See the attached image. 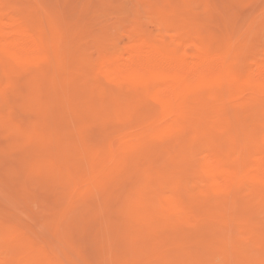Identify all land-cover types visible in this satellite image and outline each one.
<instances>
[{"label":"bare ground","instance_id":"bare-ground-1","mask_svg":"<svg viewBox=\"0 0 264 264\" xmlns=\"http://www.w3.org/2000/svg\"><path fill=\"white\" fill-rule=\"evenodd\" d=\"M10 1L0 0V72L2 75L0 79V93H1L0 97L2 95L4 101H7L6 104L9 105L10 103L8 102L10 101L8 98L11 97L10 95L15 94L17 87L18 86L21 87L22 84L27 86L29 85L28 89L30 94L26 96L25 94L24 95L21 94L22 96H25L24 97L25 101L23 104L25 105L26 108L46 107L45 109H47V107H52L51 104L53 101H55L57 102V104H59L60 107H69L72 110L71 112H73L74 114L75 122L76 120H80V118L82 121L81 122L78 121L80 123L79 128H77L78 125H76V123H75V125L77 126V127L75 126L76 128L68 125L73 129V133L69 132L71 130V129L69 130V127H65L64 130L68 129L67 130L68 132L63 133L61 132V130L63 129L62 116H61V121L58 120L60 117H56L58 119L55 121V118H52L53 116L50 117L49 115H45L44 113H42V116L40 117L41 120L39 118L40 121L34 124L31 123V121L33 120H28L32 124V126H30V130L26 132V129L23 130V126L22 128L19 127V125L21 126L22 122L18 121V119L21 115H18L20 114L19 112L18 114H16L17 112L16 109L14 108L15 105L13 103H12L13 105L10 107L8 105H5L4 106V108L6 107L5 110L1 107L5 112H3V110L0 109V112L4 113V114L2 113L3 116L2 115L0 116L5 118V115L6 116L8 115L7 111L10 108H12L10 109L11 112L13 111V109H15L14 112H16L15 114L17 116L13 112L11 115H9V117L12 116L11 117L12 119L14 114L16 117H18L16 120L18 122H16V124L19 122L20 123L18 126L16 124L10 126V124H14L13 120L15 118L12 119V121L10 120V122H6V123L1 121L2 123H4L3 125L10 123L9 126H5L6 129L7 127L10 128L8 129L9 132L6 133L5 129L4 131L7 134L8 138L10 137L9 135L12 136L14 135V137L13 139H11L12 142H10V141H3L2 140L3 138L1 137H5V136H3L2 134L0 135V142L1 140L3 142V143L1 142V145L2 144L5 145L6 143L9 142L7 146L0 148V158L3 161V162L1 161L3 165L2 167L0 166V169L6 168L7 169L5 170L6 173L9 172L8 177H10L12 181L14 182L16 181L18 185L23 184L22 186L26 187V188L24 187L26 191H29V189L33 190L31 188H27L28 185L29 186L32 185L31 187L33 188V185H35L36 183L37 184L40 183L42 186L43 184L46 183L45 185L46 188L43 186L44 188H42L41 190V188L38 187L40 185L39 184L38 186L37 185L34 186V189L36 187V189L38 190L40 189L41 191H43V189L44 190L48 189L47 184H51L50 185L51 187L49 186L50 188L48 189V192H50L49 190L52 189L53 191L60 194L62 200H64L66 196H69L71 194L78 196L77 199L81 197V200L83 199L84 201H86L87 197L88 198L89 196L92 197V195H93L92 198H94L95 194L93 193H97V195L102 196L101 197L102 200L101 199L98 200V198L95 197L93 201H95V199L97 198V200L99 201V202L97 201L98 204L103 203V206L101 204L99 206L100 207L102 206V209L103 207L109 208V210L107 212L106 209V213L104 216L98 215L99 216L98 220H100L99 222L100 224L98 226H100L101 228H98L97 226V230L99 229L100 231V229H102L101 231L103 232L104 237L108 238V236H111L115 240V242L117 241L116 243L114 241L112 243L110 240H107L108 242L110 241L111 244H114L115 246L119 244V247L118 246L116 247L121 251V255L113 254L114 255L113 258L111 255V259L115 261H117L116 260L117 257L119 258L120 261L119 262L117 261L118 262L117 264H156V263H151L153 258L154 260L156 259L164 260V256L166 258L167 252L166 254H164L162 252L163 251L162 248L161 250H159L160 245L157 248L158 245L156 244L159 239L158 240L156 239L157 240L156 242L152 241L153 243L155 242L154 244L153 243L152 244L156 246L155 248H157L159 252H157V249L155 252V248L153 246L149 247L152 244L147 246L148 242L147 244L144 243L145 241H147L146 240L147 237L145 238L146 234L148 236L150 235L149 237L151 239L152 233H153L152 238H155L153 237L155 232L160 231V234H162L161 230L164 231L171 230V235H174V233H176V231L179 229L177 228V230H175L176 227H178L179 225L180 226L187 225L192 228H197L201 232L204 231L201 230L203 229V226L206 227L211 226V229L212 226H215L218 228L216 230H219L220 229L219 227L222 228L227 226V224L229 223L228 217H230L231 214L232 215L234 214V217L237 216L239 218L247 216L246 212L242 209L239 210V212H237L238 209L236 211V208H238L239 206L242 208H247V207L249 208L252 202L254 201L256 202V200H258L259 203L264 201V52H261L260 54L257 53L259 52L260 49L262 50V48L264 47L263 45V47L260 48L261 47L260 45H262L264 41L262 42L261 40L262 44L259 42L260 41L259 32L262 33L261 30L264 29L263 28L264 22L261 23L263 24L262 27L260 26L261 29L258 28L259 26L257 27L258 29L256 28V30H258V32L257 31L256 32L259 34V38H258L259 41H257V44L260 46L259 47L260 49L258 48L259 49L258 50L256 48L257 54L254 53L255 55H253L251 54L253 50L252 51L250 50L252 49L250 46H248L250 48L249 49L245 47V44L241 45L244 42L242 40L244 36L242 37V39L238 38V40L240 39L243 42L240 40L239 42L236 41L237 40L236 37L240 36V33H242V31L238 33L236 32V30L234 31V29H231L234 31V33L238 34V36L235 37H234V33L232 35H230L231 33H223L222 35L221 34L218 35L219 34L218 33L217 36L213 32L208 33L206 30L209 28L207 29L205 28L206 32L202 30V28L197 23L198 21L194 19L195 18L194 16H192L193 14L191 15L192 10H194V12L192 11V13H195V10H197V9H192L194 6L198 5L197 3L203 4L204 7H206L208 10L210 9L208 11L209 15L211 13L210 11L212 12L214 10L217 11L218 8H216L217 5L216 0H196L197 1L195 2L196 5L192 6V8H190V6L191 3H193L192 1L194 0H178V1L175 0L176 3L174 0H173L174 2L172 0H163L162 2L160 1L157 3L153 2L152 0H147V4H149L150 6L152 15L154 14L155 16L154 23H156L160 31H158L157 33L154 31L155 32L154 33L152 29L151 30L150 28L147 29L142 24L137 23L127 33V35L124 37V40L120 39L121 40L120 41L119 40L120 37L116 39H114L115 37H113L109 39V41L111 39H114L112 40L113 43L111 42L112 44H110L108 40H104L102 37L104 41L103 40L101 41L107 44L109 43L110 45H103L104 43L102 44L101 41L98 43L97 42L98 40L97 41L94 40L96 41L95 43H98L97 44L98 46L100 45L99 48L97 47L96 44L92 45L93 43L89 45L94 47L96 46L99 49V53H97L98 50H96L95 48L91 47L92 49H90V51H94V52L96 50L98 57L95 59L93 58L94 55L92 56V53L91 56H88L87 54L89 50L88 48L84 47L85 49H88L86 52L84 48L79 47L80 43L82 45L83 42L82 38L78 37V39H81L80 40L81 42L80 41L76 42L79 43V45L77 44L75 45L73 43L74 46L76 47L78 46V51L72 50V47L71 49L70 47H68L70 45V41L72 43L74 37L73 38L72 36L70 37L72 38V40L68 38L69 45H67L65 42V37L62 36L63 33L60 30L61 28L59 27L60 28L59 29L58 26L56 25V22L53 20L54 17L53 13H52L53 15H51L52 18L51 16H49L50 18L49 17H47L46 19L44 18V21L42 22L41 20L43 19L41 20L39 19V21L36 22V20H38V17L36 20H34V18L30 16L31 13L27 12L29 9L28 7L27 9L26 6H21L22 8L24 7L26 8L21 10L20 9L21 7L19 5H18L19 8L16 6L17 4L15 6L10 5L9 4ZM88 1L91 2V0ZM97 1L98 0H95V2ZM109 1L114 2L115 0L112 1L109 0ZM223 2L225 3V0H223ZM258 2H260L261 4L263 0L262 1L260 0ZM241 4H243V2H241ZM248 4H251V2L248 1ZM37 5L39 8V4ZM56 5L57 4H55L54 6ZM96 5L100 7V5L102 4L100 2V5L98 4ZM199 5L197 7H199ZM43 6L44 5H42V7ZM54 6L52 7V9H54ZM81 6L79 8H81ZM83 7L85 6L83 5ZM83 7L82 10L86 11L85 10L86 8L83 9ZM242 7L245 8L246 6H242ZM254 7L256 8L258 7L257 8L258 10L260 8L257 5H255ZM60 8H62V6ZM219 8H220L219 10L221 11H217L216 13H218V16L220 18H218L214 12V14L212 13V15H215V18H213V20L218 18L220 21H223L221 20V17L223 18V16L220 15H222L223 13L222 10H225L226 8H223V6L222 8L221 7ZM256 8L252 7L251 10L250 8H248L247 10L244 11L246 12L251 11V16H254L255 13H258ZM35 9L36 8H34V10ZM201 9H199L200 13H198L199 11L196 12L195 15L197 17H199L198 15L202 13L204 8ZM24 10H26V12ZM56 10H57V6H56ZM237 10L235 11L232 10V8L230 9V11L233 12H238ZM255 10L257 12H255ZM241 11L243 12V10H240V13ZM47 12L48 11H46V14L44 15H48L49 13ZM205 12L206 13L203 16L208 15L207 10H205ZM226 12L229 11L227 10ZM248 12L246 15L250 16V13L248 14ZM253 12L255 13L253 14ZM41 13L43 14L45 13V11ZM66 13H69L71 15L72 12L71 13L66 12ZM245 13L243 15H245ZM64 14L65 13L61 15L62 18ZM121 14L122 13H120V15ZM209 15L207 16V18L209 17ZM32 16L34 17L33 14ZM81 16L82 15H80V17ZM230 17L231 16L225 18V20H228ZM81 18H83V16ZM205 18L203 21H205ZM243 18L244 16H242L241 19L243 20ZM68 19L70 20V18ZM149 19H148V24L151 23L149 22ZM259 19L262 20L260 17L255 20H259ZM80 20H78V22ZM97 20L99 22L98 18ZM143 20L144 19H142V21ZM211 20L212 19H210V21ZM260 20L258 21V24L259 22H261ZM88 21L90 20L86 21L87 24ZM71 22L73 23L70 24L73 25L74 20ZM231 22H235V21L232 20ZM249 22L243 24L247 25ZM77 23L75 22L76 25ZM70 24L68 27L69 29H67L69 32H71L70 26H72ZM80 24L81 26H83V23L80 22ZM209 24L211 25L212 23H208V25ZM231 24L233 25L234 23ZM237 24H241V27L243 26L242 22L241 23L237 22ZM256 24L254 23V25ZM76 25H73L71 29L73 30V32L71 33H73L74 36H75L74 30H76L75 29ZM92 25L93 23L89 25L87 31H91L89 29H91L90 26ZM96 25L97 27L99 26L97 23ZM245 25L244 27L248 28V26L246 27ZM254 25L253 27H255ZM95 26L93 25L92 28ZM215 26L213 27L215 28ZM86 27L85 29L83 27L82 28L86 30ZM253 27L251 28L254 29ZM83 29H81L82 33H83ZM93 29H95V31H98L96 30V28ZM219 29H221V27ZM248 32H253V31L250 29V31ZM88 34L91 35L90 32ZM249 34L247 35L249 36ZM64 35H66L67 37L68 34H66L65 32ZM114 36L116 35L114 34ZM248 36L246 38H249ZM234 38H236V40H233ZM117 39L118 42H116ZM256 39L254 40L256 41ZM252 44H254V42ZM252 44L251 46H253ZM246 48L249 49L251 52H249V50L246 51ZM80 49L81 50L84 49V50L79 51ZM90 78L92 79L91 83L93 82L92 85L93 87L92 90H90L91 93H89L88 91V94L95 96L97 98L96 100L100 102L99 106L96 105L97 107L94 104L95 102L94 100L89 99L90 101L93 102L90 103L87 102L88 104H85L84 100H82L83 104L85 105H82L81 104L82 102L80 100H77L78 98L79 99H81V97L83 98L84 97L83 95H85L86 98L85 90L87 88H84L83 86L85 85L87 86L88 84H90L91 86V83L89 82L91 80ZM43 82L47 83V87H45V89H47L46 93L43 88V86H45L44 84L46 83L43 84ZM49 91L52 94V98L50 96L51 100L47 102L44 101V98L45 96L46 97L49 96L50 94ZM80 91H82L83 94L82 92L80 93ZM16 93L20 94V92L19 93L16 92ZM3 99L0 100L1 101L0 105L4 103L2 101ZM22 102L20 101V103ZM20 103L18 104V106H22V104ZM81 107L82 108L114 107V111L112 113L109 112L107 114L106 110H104L105 108L103 110L101 108V111L98 110L99 111L98 113L105 112V114H103L104 116L98 115L99 117L98 118L95 117L96 118L95 121L92 120L89 121V120H85V118L83 119L82 113L86 112V110L85 108L82 109ZM19 108L20 107H18L17 110ZM132 109H136V110L139 109V112L142 109L143 112L139 114L137 113L136 116L139 115L138 116L139 118H136V116H134L131 113ZM20 112L21 114L24 113L23 110ZM90 112H92V110ZM90 112L88 113L90 114ZM92 114H90V118ZM23 116L25 115L23 114ZM29 116L32 117L31 114ZM7 117L5 119H7ZM9 119L10 118H8V121ZM20 119H23V117L21 116ZM2 120L5 121L3 118ZM1 122H0V127H2ZM90 122L95 123L97 125L90 126L89 125ZM28 123L26 125H28ZM63 123L66 124L65 121H63ZM99 126H101L102 128L99 130L100 134L98 133L96 137L94 136V133L93 136L89 135L90 137L88 136V133L87 134L85 133L86 131H88V128H92V127L97 128ZM24 128L28 129L29 127L25 126ZM2 131H0V133ZM96 134L97 133H95V135ZM73 135L75 137H73ZM15 136L17 137L15 138ZM6 138L7 137H5L4 140H10ZM21 140L23 141L22 144H20ZM70 143L72 145H69ZM17 149H19V151L21 150L20 151L21 153L18 155V159H19L17 162L18 165L17 167H14L11 162L12 160L8 158L11 160L8 161L4 157L8 156V153H11L10 150H12V153L14 152V154L17 151L18 154L19 151ZM196 149L199 151L202 150L204 152L203 158L200 157L201 159L199 160L200 162L197 161L199 163L195 161L197 158L194 159L197 151ZM24 151L25 152L28 151V152L24 153ZM70 152L71 153L73 152L72 154L74 156L73 157L74 159L72 158ZM1 155L4 157H2ZM13 155L12 157L11 156L10 157L14 158ZM196 157H198V155ZM5 160L8 163L10 162L12 165L6 166L7 163H5ZM4 165L5 167H3ZM196 166L197 168L199 167V169H197L198 173H196L195 176L196 175L200 176L201 180L199 179V181L203 182V183L200 182L201 185L203 184L201 187L198 186L199 181H196L195 183L197 186L196 185L192 186L190 184L192 178L190 179V181L188 178V181L190 183L186 179V176L188 174H190L192 171L194 172ZM10 168L11 171H9ZM2 170L0 172V176H1L0 180H2L3 182H0L1 183L0 188H2V186L3 188H5L4 187L5 185H8L12 182L10 180L9 183L6 184L8 181L3 180L4 176H2L1 173H5V172ZM19 179L20 181L22 180L23 182L18 183ZM4 182L6 183L4 184ZM18 185L17 186L15 185L16 187H14L11 186L10 184L9 186L12 188L7 186V188L10 189L5 190L6 189L5 188L3 190H5V192L9 191V193H11L10 190L12 189L11 191L14 192V189L16 188L15 192L18 193L19 195V193L21 192L18 191H21L22 188L20 186L19 187L20 189L18 188L19 189L18 190L17 189ZM3 190H1L3 192L2 193L3 195L2 194L0 195L4 196V198H6L5 200H7L8 196H11V194L8 193L6 194ZM24 190L22 191V193L24 192ZM14 193H12V198L9 197V199L10 200L12 199L13 201L12 203L8 202L10 203L9 205L13 203L15 204V201H17L15 199L19 198V196L16 195L15 197ZM22 193L20 195L24 196L25 193L24 194ZM26 193L30 194L29 192ZM42 193H45V191H43ZM90 193L92 194L90 195ZM30 195H32V193ZM30 195L29 196L27 195L29 201L31 199ZM38 195L40 196V194ZM25 196L24 199H26ZM46 197L47 196L43 198ZM72 199L73 201L70 200V202L67 203L66 205L70 203L71 205H73L72 202L75 201L73 197ZM77 199L76 201H78ZM20 200L18 199V201ZM32 200L34 199L32 198ZM79 201L75 202V206H77V208L79 203H80L79 206L82 205L81 203L82 201L80 202ZM91 201H89L88 203L91 204ZM86 202H85V206L88 205ZM257 202L256 204H258V207H260L259 203ZM97 203L94 204L92 203V205L96 207L98 206ZM238 204L239 206H237ZM15 205L17 206L18 204ZM2 207L4 209L6 208L5 205ZM2 207L0 205V210L1 209L3 210ZM12 207L13 210H15V212L17 213L22 208L21 206L17 211L16 210L17 207L13 205ZM24 207L25 206H23V208L21 209V213L22 212L24 213L25 211L23 210ZM72 207L74 208V206ZM81 207H79V209L81 210L76 209L75 207L77 212L79 210L78 217L80 216L82 217L79 218V221H77L76 223L78 224V227H80L81 226L79 224L80 221L84 220L85 222L84 221L82 222V224L86 225L84 229H86L87 227V229L90 230L91 227L88 226L89 224L91 225L90 223L91 221L89 220H88L89 222L86 221L88 219L86 218V216L88 217L89 212H87L86 214L85 211L87 209L86 210L83 209L84 205ZM234 207L236 213H234L235 212ZM96 209L99 210L101 208L97 207ZM2 210L0 212H2ZM8 210L10 212L9 215H11V211H12L11 208L9 209L8 207ZM89 210L90 209L88 207V211ZM93 211L94 210H92V213L95 216L96 212L94 213ZM60 212L61 214L60 216H58V219H56L53 222V224L55 225L53 226V224L50 223L52 224L53 228L52 229L48 228L49 230H54V234L52 232V236H51L52 238L49 239L48 235H46L45 233L44 235L47 236L49 240L44 237L46 239V241H44V239L42 238L44 244L45 242L49 243L47 242V240L50 241L51 243L57 240V242H53L52 244L57 243L58 245V243L64 242L65 245L64 244L63 245L64 246L67 245L68 248L70 247L68 243H71L73 241V243L77 244L76 248L77 247H78L77 249L80 248L78 250L79 252L77 253L80 254L83 252L82 255L80 254V256L82 257L83 254L85 255L86 253H88L87 251H85V249H87L88 246H89L88 251H90L89 248H92L94 250L93 246H91L93 245L91 239L94 238L93 241L96 240L98 241L99 239V237L97 236L99 235L98 234L99 231H97V235H95V232L93 231L97 223H95V225L93 223L92 224L93 228H91L92 231L90 230L89 231L90 233L88 232V234L90 235L87 236L90 237V239L89 238L88 239L91 241V244L89 245L87 244L88 242L86 239H83L86 241L81 240L83 238L82 237L83 235L86 236L83 229L79 228L75 231V233H72L74 232L73 229L71 233L74 234V236L68 232L69 230L67 229L65 230L64 226H66V224L64 223H68L67 221H69L70 218H73L75 216V215L73 216L69 215L70 213L69 207L63 208V210ZM101 212L103 211L101 210ZM79 213L82 214L85 213V217H83ZM18 214L15 215L18 216ZM259 214H261V212ZM259 214L257 218L259 217ZM12 215H13V220H15V217L17 216H15L14 213ZM93 215L89 214V216H91V220L94 219L97 220V216H95L93 219ZM0 217L3 218L4 216L0 215ZM254 217L255 215L253 216V218ZM5 218L8 219V221H11V218L10 219L8 217ZM74 218H77V215ZM34 219L36 218L34 217ZM235 219L237 218L235 217ZM13 220L11 222L0 220V264H64L66 260H67L66 262H69L68 261L70 260L68 259L69 255L70 256L72 255L71 258H73L74 254H69V252H67L68 256H66L67 253L66 254L64 253L67 259L64 257H62L63 258L62 259L61 256H58L55 253L56 252L55 250L59 248L58 246H56V244L53 245L54 246L53 248L52 244L51 245L48 244V246H45L43 245L42 241H41L42 244L40 241L37 242L36 240L37 239L39 240V237H36L37 236L36 232H34L33 235L37 239L32 237L33 235L31 234L30 228L33 227L30 228L28 227L29 230L28 231L24 228L25 226L23 227V225H21L24 222L21 221L22 218L20 219L19 222H18L19 219L17 220L16 218L17 220V222H15L16 224L12 223ZM73 220L66 227L69 228L70 225L74 224L73 227L76 228L77 224L74 223L75 220L74 221ZM243 220L239 222L233 221L232 222L233 224H231V226H236L234 225V223L238 222L236 223L237 228L242 234L243 240L249 242V246H248L249 248L251 247L250 246L251 243L252 245L254 244L255 246H257L258 250L254 248L256 250V252L254 251V253L258 254L257 251H259V248H264V235L258 232H260L261 230L264 231V229H262V227L261 230L259 231L258 228L253 229L250 223L248 224ZM252 220L248 222H251ZM45 221L47 222L49 220L46 219ZM39 222L37 224V228H39L38 225L41 227ZM17 223L18 224L20 223L21 226L18 225ZM24 224L26 225L25 222ZM44 224L46 223L44 222ZM27 226L28 225H26V227ZM45 226L48 227V225H43L42 229L39 228L40 231L35 227L34 229H37L39 235H43L42 230L44 229ZM185 227L186 226H184V228ZM61 228H64V233L63 230H61ZM123 228H125L126 231L124 230L121 231ZM181 228L182 227H180V229ZM184 228H182L183 231ZM207 228L209 229V227ZM226 228L224 230L227 231ZM186 229H188V227ZM230 229L231 228H229V231H231L233 228L231 230ZM78 230H80V233L78 232ZM180 231L183 232L182 230ZM77 232L79 234H82L80 235L81 238H79L81 241L85 242L84 244L83 242H80V244L82 245H78L79 244L78 241L80 240L74 241L75 239H78L76 238L78 237L77 235H79ZM91 233L93 235V238L91 237L92 236ZM230 233L232 234L233 232L231 231ZM67 234H69L70 237L69 235L66 236ZM180 234L181 233L178 234L176 233V235L178 236ZM53 235H55L58 239ZM94 235L96 238L94 237ZM141 235H142V239L145 240V241L143 240V242H139ZM176 235H174L175 238H177ZM71 236H73V238L75 237V239L67 240L68 238H72ZM181 236H184L185 238L187 235L181 234ZM181 236L178 237L179 239L177 238L178 242H183L182 240L180 241V238H182ZM62 237H65V239H61ZM157 237H161L159 241L161 240L163 241V238L164 237L166 238V235H164L163 237L158 234L156 238ZM171 237L172 239L174 238L173 236ZM128 238L130 240L133 239L131 241L132 243L134 242V245L131 243L133 246H131V244L128 243V241H126ZM175 238L171 243L174 244V242L176 241ZM204 238L206 237L204 236ZM220 238H224V237L222 236ZM189 239H191V237ZM64 240L67 243H65ZM185 240H187V238ZM170 241L168 242V244L170 243ZM244 241L242 243H244ZM229 242H231V240ZM136 243L138 244V246ZM183 243H182L183 248L186 246L184 248L185 251L186 249L190 250V248L191 249L192 247L194 248V245L192 243L191 244L187 243L190 246L193 245L189 248H188L189 245H184ZM210 243L211 244L217 243V246H219L222 250L225 251L228 250L227 249L228 246H226V244H221L220 242H218V240L216 242L213 241V243L209 242V245ZM234 244L233 246L231 245L230 246L233 248ZM49 245L51 246V248H48L50 247ZM81 246H83L84 248L82 247L81 249ZM106 246L108 247V245ZM169 246L171 247V245H168V248ZM174 246H178V245L175 244ZM179 246L175 247L176 254H177V250L179 252V250L181 251L183 249L182 246L180 247V249H178ZM230 246L229 249H231ZM145 247H149V249H154V251H151L149 249L148 251H146L147 249ZM110 248L112 249V247ZM110 248H109V252H106L108 250L103 252V253H107V255L103 254L106 255L103 257L107 258L108 253L112 254V252H110ZM175 248L171 247V249L173 250ZM249 248H246L245 250L248 249L249 251ZM96 249L97 248H95L94 251H96ZM171 249L169 251L172 252ZM61 250L62 252L65 251V250L63 251V249H59L58 254ZM68 250L72 251L74 249H72L71 246V249L68 248ZM71 251L70 253L73 252ZM182 251L184 252V250ZM237 251H239L238 253V255H240L238 256L239 259L243 258L245 264L248 263V256H246V251L244 253L243 247L242 249L239 250L237 249ZM149 252L152 254H149ZM183 252H179L178 255L180 253L182 254ZM235 252L236 250H234V253ZM195 253H196L195 250L194 252H192V254L189 253L190 254L189 257L191 258L192 257L191 255ZM247 253L249 254V252ZM261 253L263 252L261 251ZM261 253H259L258 255H261ZM181 254L179 256L177 255L178 257L175 255V253L172 255H175L177 260L179 259L178 260L179 263L186 262V264H189L187 263L189 261L190 264L192 263L191 259L190 260L187 259V261L181 262L183 261V259H185L184 256H186V254L183 255V259L180 261ZM219 254L220 256H222L221 253L218 252L217 255ZM231 254H233L232 250H231ZM236 254H233L232 256L235 257ZM75 255H74V259L78 258L77 257L78 255L76 256V258ZM109 257L110 256H108V259H110ZM223 257H226V255ZM223 257L222 259H220V261L221 260L224 261L223 259L225 258ZM230 257L231 256H229V258ZM84 258L85 257L81 259L84 260ZM97 259H100V257L98 256L94 260L96 261ZM111 259H110V263L112 262L113 264L114 261H111ZM176 259L174 257V260ZM218 259L219 258H217L216 260ZM239 259L238 261H240ZM253 259L256 260V258ZM226 260L229 263L230 259L229 260L226 259ZM259 260H261V258ZM105 261L103 258V262L101 261L102 263L99 264L106 263ZM193 262L194 264H196L195 261ZM252 262H250L249 264H253ZM172 263L175 262L172 261ZM222 263L226 264V262H222ZM219 264H221V262H219ZM232 264H236V263L233 262Z\"/></svg>","mask_w":264,"mask_h":264},{"label":"rangeland","instance_id":"rangeland-1","mask_svg":"<svg viewBox=\"0 0 264 264\" xmlns=\"http://www.w3.org/2000/svg\"><path fill=\"white\" fill-rule=\"evenodd\" d=\"M8 1H10V0H8ZM12 1V0H11ZM11 1L9 2V4L10 5H16L17 7H18V5L21 7V6H26V8L28 9V13L30 12L31 14H30V16L32 17V18H34V20H36L37 19V17H38V20H36V22L37 21H39V19L41 20V19H43V20H41V22L42 21H44V18L46 19L47 17H49V16H51V15H53L54 14V17H53V20L56 22V25L58 26V28L62 31V33H63V35L62 36H64L65 37V42H66V44L67 45H69V39L68 38H70L71 36H72V38L74 37V39L72 40V38H70L71 40H72V43H71V41H70V45L68 46V47H70V49H71V47H72V50H77L78 51V46L76 47V46H74V44L76 45H79V43H76V42H78V41H80L81 39H78V37L79 38H82L83 39V42H82V45H81V43H80V48H88V49H85L86 50V52H87V50H88V52H87V54H88V56H91V53H92V56L94 55V57L93 58H97L98 57V54L97 53H99V46L97 45L101 40H108L109 41V39L110 38H113V37H115L114 39H116V38H119V40L120 39H122V40H124V37L127 35V33L135 26V24H137V23H140V24H142L145 28H147V29H149L150 28V30L152 29V31L154 32H158V31H160L159 30V27L156 25V23H154V14L152 15V12H151V9H150V6H149V4H147V0H115L114 2H110L109 0H98L97 2H95V0H91V2H89L88 0H65V1H63V0H13L12 1V3H11ZM15 1V2H14ZM58 1H59V3H58ZM67 1V2H66ZM86 1V2H85ZM94 1V2H93ZM104 1H108L107 3L106 2H104ZM112 1V0H111ZM120 1V2H119ZM153 2H162L163 0H152ZM173 1V0H172ZM175 1V0H174ZM173 1V2H174ZM176 1H178V0H176ZM176 1H175V3H176ZM218 1V2H217ZM240 1V2H239ZM248 1H250L251 2V4H248ZM254 1H256V0H253V1H251V0H245V3H244V0L242 1V0H225V3L223 2V0H216V8H218V10L217 11H221V10H219L220 8L219 7H221L222 8V6H223V8H226L225 10H222L223 11V13H222V15H220V16H223V18L221 17V20H223V21H220L218 18H220L219 16H218V13H216L217 11H210L211 13H210V15H209V13H208V11L210 10H208L206 7H204V5L203 4H201V3H197L198 5H199V7H197L198 5H196V3L195 2H197L196 0H194V1H192L193 3H195V4H193V3H191V6H190V8H192V6H194V5H196V6H194L192 9H197V10H195V13H192V11L194 12V10H192V9H190V10H192L191 11V15L192 16H194L193 18L195 19V20H197V21H195V22H197L198 24H199V26L202 28V30H204L205 31V28L207 29V28H209V29H207L206 31L209 33H214V34H218V35H222L223 33H231L230 35H232L233 33H234V31L236 30V32H240V31H242V33H243V31H244V35L242 34V33H240V36H238V34H236V33H234V37L235 36H238V37H236L237 38V40H236V38H234L233 40H236V41H238L239 42V40H238V38H241L242 39V37H243V41L242 40H240V41H242L243 43L241 44V45H243V44H245V47H247V48H249L248 46H250L252 49H250L251 51L253 50V52H251L249 49H247L246 48V51L247 50H249V52H251V54H253V55H255V54H260L261 52H264V50H263V45H264V33H263V31H264V29L263 30H261L262 31V33L261 32H259V34H260V41L258 40V38H259V34L257 33L258 32V30H256V28L258 27V28H260L261 29V27H262V25L264 24H261L262 22H264V16H262V15H264V0H263V2H261V4H260V2H258V1H260V0H258V1H256V2H254ZM262 1V0H261ZM100 2H101V4L102 5H100ZM103 2V3H102ZM109 2H110V4H109ZM118 2V3H117ZM122 2H124V3H122ZM229 2V3H228ZM239 2V3H238ZM241 2H243V4H241ZM33 3V4H32ZM36 3V4H35ZM63 3V4H62ZM70 3V4H69ZM126 3V4H125ZM227 3V4H226ZM37 4H39V8H38V5ZM44 5L43 7H42V5ZM55 4H57L56 6H57V10H56V6H54ZM62 4V5H61ZM88 4V5H87ZM90 4H91V6H90ZM93 4H95V5H93ZM96 4H98V5H100V7H98ZM59 5V6H58ZM62 6V8H60L61 6ZM65 5V6H64ZM82 5V6H81ZM83 5L85 6V7H83ZM109 5V6H108ZM114 5V6H113ZM220 5H222V6H220ZM225 5V6H224ZM253 5V6H252ZM255 5H257V6H259L260 8H259V10L256 8V7H254ZM262 5V6H261ZM37 6V7H36ZM54 6V9H52V7ZM75 6V7H74ZM81 6V8H79ZM87 6H88V8H87ZM228 6V7H227ZM242 6H246L245 8L244 7H242ZM66 7V8H65ZM82 7H83V9H85L86 11H84V10H82ZM98 7V8H97ZM103 7V8H102ZM114 7V8H113ZM195 7H197V8H195ZM204 8L205 10H207V14L209 15V17H210V19H212L211 21H210V19H209V17L207 18V16L208 15H206V16H203V15H205V10L203 9V11H202V15H201V17H200V15H198L199 17H197L195 14H196V12L197 11H199L198 13H200V10L199 9H201V8ZM230 7V8H229ZM250 8V10H251V8L253 7V8H256V10L258 11V13H255V12H257L256 10H255V12H253V14H254V16H251V11L250 12H248V14L250 13V16L249 15H246L247 14V12L246 11H244V10H247L248 8ZM19 8V7H18ZM25 8V7H24ZM24 8H20L21 10H23ZM25 8V9H26ZM34 8H36L35 10H34ZM44 8V9H43ZM74 8V9H73ZM199 8V9H198ZM227 8H229V9H227ZM232 8V10H237L238 12H233V11H230V9ZM235 8V9H234ZM42 9H43V11H45V13H41V12H43L42 11ZM47 9V10H46ZM72 9V10H71ZM80 9V10H79ZM87 9H90V10H87ZM30 10V11H29ZM65 11V12H63V11ZM71 10V11H70ZM94 10V11H93ZM129 12H128V11ZM202 10V9H201ZM229 11V12H226V11ZM240 10H243V12L245 13V15H243L244 13L241 11V13H240ZM254 10V9H253ZM25 12H26V10H24ZM36 11H38V12H36ZM46 11H48L47 13H49L48 15H44V14H46ZM49 11H51V12H49ZM55 11H57L58 12V14H57V12H55ZM81 11V12H80ZM89 11V12H88ZM260 11H262V12H260ZM65 13L64 15H63V18H62V14L63 13ZM66 12H72V13H74V14H72L71 13V15L69 14V13H66ZM76 12V13H75ZM125 12V13H124ZM214 12H215V15L218 17L217 19L220 21H218L217 19H214L213 20V18H215V15H212V13L214 14ZM260 12V13H259ZM53 13V14H52ZM56 13V14H55ZM89 13H90V15H89ZM96 13V14H95ZM120 13H122L121 15H120ZM134 13V14H133ZM32 14L34 15V17L32 16ZM59 14H60V16H61V18H60V16H59ZM76 14H77V16H76ZM79 14V15H78ZM98 14V15H97ZM124 14V15H123ZM130 14V15H129ZM262 14V15H261ZM41 15H43V16H41ZM80 15H82L83 16V18H81L80 17ZM87 15H88V17H87ZM94 15V16H93ZM70 16V17H69ZM101 16V17H100ZM132 16V17H131ZM136 16V17H135ZM138 16V17H137ZM145 18H144V17ZM214 16V17H213ZM229 16H231L228 20H225V18H228ZM234 16H236V17H234ZM242 16H244V18H246V19H244L243 18V20L241 19L242 18ZM258 16V17H257ZM102 17H103V19H102ZM128 19H126V18ZM140 17V18H139ZM143 17V18H142ZM149 19V22H151L150 24H148V19ZM151 17H152V19H151ZM205 18V21H203L204 20V18ZM234 17V18H233ZM261 18L262 20H260L261 22H259V24H258V21L259 20H255V19H257V18ZM50 18V17H49ZM51 18H52V16H51ZM68 18H70V20L68 19ZM74 20V24L73 25H76L75 24V22L77 23L78 22V20H80L78 23H77V25L75 26V29L76 30H74V34H75V36L73 35V33H71V32H73V30H71L72 29V24H70V23H73V22H71V21H73L72 19ZM79 18V19H78ZM88 18H90V19H88ZM97 18L99 19V22H98V20H97ZM111 18V19H110ZM119 18V19H118ZM125 18V19H124ZM136 18V19H135ZM197 18V19H196ZM203 18V19H202ZM232 18V19H231ZM68 19V20H67ZM76 19V20H75ZM85 19V20H84ZM96 19V20H95ZM106 19V20H105ZM130 19H131V21H130ZM142 19H144L143 21H142ZM207 19V20H206ZM209 19V20H208ZM251 19V20H250ZM65 20V21H64ZM87 20H90V21H88V24H87ZM92 20V21H91ZM118 20H119V22H118ZM140 20V21H139ZM200 20H201V22H200ZM232 20H234L235 22H231ZM248 20V21H247ZM249 20H250V22H249ZM69 21V22H68ZM94 21V22H93ZM96 21V22H95ZM103 21V22H102ZM105 21V22H104ZM109 21V22H108ZM127 22V23H125V22ZM229 23H228V22ZM238 23H241L242 22V27H241V24H237V22ZM240 21V22H239ZM257 21V22H256ZM80 22L81 23H83V26H81V24H80ZM106 22H107V24H106ZM131 22H132V25H131ZM146 22V23H145ZM203 22V23H202ZM226 22V23H225ZM247 22H249L247 25H245ZM252 22V23H251ZM256 24V25H254V23ZM39 23V22H38ZM87 25H86V24ZM93 23V25L95 26L96 25V23L99 25L98 27L100 28H98L97 27V25L95 26V27H93V28H96V30H98V31H95V29H93L92 28V26H90L91 27V29H89V30H91V31H87V29H88V27H89V25H91ZM102 23V24H101ZM154 23V24H153ZM208 23H212L211 25L209 24L208 25ZM231 23H234L235 24V26H234V24L232 25ZM243 23H245V24H243ZM67 24H68V26H67ZM69 24L70 25H72V26H70L71 27V29H70V31L71 32H69L67 29H69L68 27H69ZM124 24V25H123ZM152 24V25H151ZM197 24V25H198ZM213 24H215V25H217V26H215V25H213ZM231 24V25H230ZM237 24V25H236ZM250 24V25H249ZM101 25V26H100ZM105 25V26H104ZM131 25V26H130ZM238 25H240V26H238ZM244 25L247 27L248 26V28H245L244 27ZM253 25L255 26V27H253ZM86 27V30H84L85 29V27ZM213 26H215V28L213 27ZM219 26V27H218ZM229 26V27H228ZM261 26V27H260ZM264 26V25H263ZM80 27H81V29H83V33H82V30L80 29ZM83 27V28H82ZM115 27V28H114ZM156 27V28H155ZM213 27V28H212ZM221 27V29H219ZM251 27H253L254 29H252ZM74 28V27H73ZM127 28V29H126ZM218 28V29H217ZM223 28V29H222ZM226 30H225V29ZM243 28H244V30H243ZM257 28V29H258ZM264 28V27H263ZM106 29V30H105ZM231 29H234V31L233 30H231ZM250 29L253 31V32H248V31H250ZM260 29H259V31H260ZM101 30V31H100ZM157 30V31H156ZM248 30V31H247ZM69 33H68V32ZM76 31V32H75ZM205 31V32H206ZM257 31V32H256ZM65 32H66V34H68L67 35V37H66V35H64L65 34ZM84 32H86V33H84ZM91 33V35L90 34H88V33ZM113 32V33H112ZM154 32V33H155ZM215 32H217V33H215ZM250 33V34H249ZM256 33V34H255ZM88 34V35H87ZM100 34V35H99ZM114 34L116 35V36H114ZM242 34V35H241ZM247 34H249V36L247 35ZM78 35V36H77ZM105 35H107V36H105ZM217 35V36H218ZM250 35H251V37H250ZM262 35V36H261ZM76 36H77V38H76ZM86 36H87V39H86ZM90 36V37H89ZM249 37V38H246V37ZM102 37H103V39H102ZM107 37H109V38H107ZM256 37H257V39H256ZM78 39V40H76V39ZM107 38V39H106ZM256 39V41L254 40V39ZM263 38V39H262ZM68 39V40H67ZM114 39H111L110 41H109V43L110 44H112L113 42H112V40H114ZM90 40H91V42H90ZM94 40H98L97 42L98 43H95L96 41H94ZM103 40V41H104ZM247 40V41H246ZM250 40V41H249ZM253 40V41H252ZM261 40H262V42H263V44L261 43ZM75 41V42H74ZM108 41H106V42H108ZM116 41V40H115ZM114 41V42H115ZM121 41V40H120ZM249 41V42H248ZM257 41H259L262 45H258L257 44ZM81 42V41H80ZM87 43V44H85V43ZM90 42V43H89ZM102 42V41H101ZM112 42V43H111ZM116 42H118V39H117V41ZM251 42V43H250ZM254 42V44H252ZM258 42V43H259ZM74 43V44H73ZM91 43H93L92 45H94V44H96L97 45V47L95 46H89V45H91ZM104 43V44H103ZM107 44V43H105V42H102V44L103 45H110V44ZM72 44V45H71ZM247 44V45H246ZM251 44L254 46V48H253V46H251ZM255 44H256V47H255ZM88 46V47H87ZM95 48L96 50H98V52L96 53V50L95 49H93V50H95V52L94 51H90V49H92V48ZM262 48V50L260 49V48ZM259 50V52H257L256 50L257 49ZM83 49V50H84ZM83 50H79V51H83ZM85 52V51H84ZM85 52V53H86ZM248 52V53H249ZM257 52V53H256ZM94 53V54H93ZM255 53V54H254ZM90 54V55H89ZM97 56H96V55ZM252 56V55H251ZM92 58V59H93ZM1 72H0V79H1ZM91 79V78H90ZM91 81H92V79L89 81L90 83H91ZM23 83V82H22ZM44 83H46V82H43V84ZM42 84V83H41ZM23 85V84H22ZM21 85V87H17V90L15 91V94H12V95H10L11 97H9L8 99H9V101L10 102H8V103H10L9 105L8 104H6V102L7 101H4V99L2 98V95H1V97H0V100L1 99H3L2 101L4 102V103H2V105H0V109L1 110H5L6 109V107L4 108V106L5 105H8L9 107L10 106H12L13 104L15 105V109H16V112H14L15 111V109H13V111L11 112L10 111V109H12V108H8L9 110L7 111L8 112V117L5 115V118L7 117V119H5L4 117H2L3 116V112H5L4 110H3V114L1 113L0 115H2V116H0V122L2 121V122H10V120L12 121V119H14L13 120V123L14 124H10V123H8V124H6V125H3L4 123H2L1 122V124H2V127H0V131H2L1 133H0V135L2 134L3 136H5V137H7L8 138V136H7V132H9V130L8 129H10V128H8L7 127V129L5 128V126H9V124H10V126H12V125H15L16 124V122H18V121H20V122H22L21 123V126L19 125V123H17L16 125L18 126L19 125V127L20 128H22V126H23V130L24 129H26V132H28L29 130H30V126H32V124H34V123H36V122H38V121H40L41 120V116H42V113H44L45 115H49L50 117H52V118H55V121L58 119V118H56V117H60L58 120H60L61 121V116L63 117L62 118V130H61V132H63V133H66V132H68L67 130L68 129H66V130H64V128L65 127H69V130L71 129L72 130V132H71V130L69 131L70 133H73V129L71 128V127H74V128H76L77 126L76 125H78V127L77 128H79L80 126V123L79 122H81L82 120H81V118H80V120H76V122H75V119H74V114H73V112H71L72 110L69 108V107H60L59 106V104H57V102H55V101H53L52 102V104H51V106L52 107H47V109H45L46 107H25V105L23 104L24 103V97L26 96V95H29L30 94V92H29V85L27 86V85H23L22 86ZM45 86H43V88H44V91H45V93H46V91H47V89H45V87H47V83L46 84H44ZM93 85V82L91 83V86H90V84H88L87 86L89 87H87L86 85L85 86H83L84 88H87L86 90H85V94H86V98H85V95H83L84 97L82 98L81 96H78V97H81V99H77V100H80L79 102L82 104V105H85V104H88V103H90V102H93V101H90L89 99H91V100H94L95 102H94V104H95V106L97 105V106H99V103L100 102H98V100H96L97 98L95 97V96H93V95H90V94H88V91H89V93H91L90 92V90H92V86ZM43 91V90H42ZM16 92H20V94H17ZM82 91H80V93H81ZM44 93V94H45ZM49 96L48 97H46L45 96V98H44V101H47V102H49L51 99H50V96H51V98H52V94H51V92L49 91ZM1 94V93H0ZM24 95L25 94V96H22V95ZM82 94H83V92H82ZM82 94H80V95H82ZM16 95V96H15ZM94 95H96V94H94ZM15 96V97H14ZM93 96V97H92ZM47 98H49V99H47ZM92 98H94V99H92ZM85 99H87V100H85ZM82 100H84V103L85 104H83V101ZM20 101L22 102V103H20ZM1 102V101H0ZM88 102V103H87ZM13 103V104H12ZM22 104V106H18V104ZM91 106V105H90ZM96 106V107H97ZM3 109H2V108ZM18 107H20L21 108V110H20V108L17 110V108ZM96 107H92V108H90V107H84L85 108V110H86V112H84V113H82V116H83V119L85 118V120H92V121H95L96 120V118H98L99 116L98 115H100V116H104L103 114H105V112H100V113H98L99 111H101V108H102V110L104 109V110H106V113L108 114L109 112L110 113H112L113 111H114V107H98V108H96ZM48 108H49V110H48ZM64 108V109H63ZM82 108V107H81ZM84 108H82V109H84ZM110 108V109H109ZM34 109V110H33ZM43 109H45V110H43ZM23 110V114L25 115V116H23V114H21V112L20 111H22ZM25 110V111H24ZM84 110V111H85ZM92 110V112H93V114H92V112H90ZM96 110V111H95ZM99 110V111H98ZM134 110V111H133ZM47 111V112H46ZM64 111V112H63ZM134 113H133V112ZM132 111H131V113L134 115V116H136L137 115V113L139 114V113H142L143 111H142V109H141V111L139 112V109H132ZM135 111H136V114H135ZM14 112V114L16 113V114H18V112L20 113V114H18V115H21L22 117H23V119H20L21 118V116L19 117V119H18V121H16L17 120V118L18 117H16L14 114H13V118L11 119V117L12 116H10L9 117V115H11L12 113ZM39 112V113H38ZM88 112H90V114H92L91 115V118H90V114L88 113ZM94 112H96L97 113V116H96V113H94ZM6 114V113H5ZM32 115V117L31 116H29V115ZM85 114V115H84ZM87 115H88V117H87ZM15 116V117H14ZM139 116V115H138ZM138 116H136V118H139ZM5 120V121H3L2 120V118ZM96 117V118H95ZM8 118H10L9 119V121H8ZM39 118H40V120H39ZM93 118H95V119H93ZM36 119V120H35ZM72 119V120H71ZM7 120V121H6ZM24 120V121H23ZM28 120H33V121H31V123L28 121ZM15 121V122H14ZM29 123H28V122ZM63 121H65L66 122V124L65 123H63ZM79 121V122H78ZM28 123V125H26ZM75 123H76V125H75ZM23 124V125H22ZM91 124H93V125H91ZM68 125H70V126H68ZM90 126H95V125H97V124H95V123H92V122H90V124H89ZM29 127L28 129L27 128H24V127ZM76 126V127H75ZM4 127V128H3ZM102 127L101 126H99V127H97V128H95V127H92V128H88V131H86L85 133L87 134L88 133V136L89 135H92L93 136V133H94V136L96 137L97 135H98V133L100 134V132H99V130L101 129ZM4 129H5V131H6V133H5V131H4ZM89 129H91V130H89ZM93 129H95V130H93ZM98 129V130H97ZM8 130V131H7ZM65 132H64V131ZM76 130V129H75ZM5 133V134H4ZM95 133H97L96 135H95ZM9 134V133H8ZM10 137L8 138V139H10V140H4V138L5 137H1V138H3L2 140L3 141H10V142H12L11 141V139H13V137H14V135L12 136V135H9ZM87 136V137H88ZM17 136H15V138H16ZM73 137H75L74 135H73ZM90 137V136H89ZM6 138V139H7ZM19 139V138H18ZM2 140H1V142H2ZM1 142H0V148L1 147H5V146H7V144L9 143H6L5 145H1ZM22 140L20 141V144H22ZM3 143V142H2ZM5 143V142H4ZM18 143H19V141H18ZM69 145H72L71 143L69 144ZM55 148V147H54ZM16 149V148H15ZM14 149V150H15ZM53 149V148H52ZM18 151H19V149H17ZM197 150V149H196ZM11 151V153H12V150H10ZM21 151V150H20ZM18 152V154H17V151H16V153L14 154V152L11 154V153H8V156H2V157H4L5 159H7L8 161H11L12 162V164H13V166L14 167H17V165H18V155L21 153V152ZM23 152V151H22ZM26 152H28V151H26ZM25 151H24V153H26ZM199 152V153H198ZM202 152V153H201ZM71 153V152H70ZM73 153V152H72ZM71 153V156H72V158L74 157L73 156V154ZM14 154V155H13ZM12 155H13V157L14 158H11L12 157ZM198 155V157H196ZM11 156V157H10ZM21 156H22V154H21ZM203 156H204V152L202 151V150H197L196 151V154H195V157H194V159L195 158H197L195 161L197 162V161H199V160H201L200 159V157H202L203 158ZM8 158H10V159H8ZM3 159V158H2ZM74 159V158H73ZM2 160H1V158H0V166L2 167V165H3V161L1 162ZM74 161V160H73ZM160 162V161H159ZM200 162V161H199ZM199 162H197V163H199ZM2 163V164H1ZM5 163H7V165L6 166H9V165H12L10 162V164L8 163V162H6V160H5ZM16 166H15V165ZM5 165L3 166V167H5ZM8 168V167H7ZM2 169H4V170H2ZM2 169H0V172H1V170L2 171H4L5 173H1V175L2 176H4V179L3 180H7L8 182L6 183V182H4V184L6 183V184H8L9 183V181L11 180V178L10 177H8L9 176V172L8 173H6V171L5 170H7L6 168H2ZM9 169V168H8ZM197 169H199V167L197 168V166H196V169H194V172L192 171L190 174H188L187 176H186V179H187V181H188V178H189V181H190V179L192 178V180L189 182L192 186H194V185H196L195 183H196V181H199V179L201 180V178H200V176L198 175H196L195 176V174L196 173H198V171H197ZM9 171H11V168H10V170ZM6 175V176H5ZM191 176V177H190ZM1 177V176H0ZM9 178V180H8V178ZM1 179V178H0ZM192 181H193V184H192ZM0 182H3L2 180H0ZM11 182L12 183H10L11 184V186H14V187H16L18 184H17V182L15 181H12L11 180ZM13 182H14V185H13ZM21 183V182H23L22 180L20 181V179L18 180V183ZM200 182L201 181H199V185L198 186H202L201 184H200ZM201 183H203V182H201ZM1 184V183H0ZM3 184V185H4ZM10 184H8V185H5L4 187L6 188H3V186H2V188H0L1 190H3V189H5V190H8V189H10V188H12V187H10L9 185ZM35 184V183H34ZM40 184V183H39ZM35 184V185H33V188L31 187V186H27V188H31V189H33V190H30L29 189V191H26V187L24 188L21 184H19L18 185V187H17V189L21 186V188L24 190V192L22 193V189H21V191H18V192H21L22 194H24L25 193V198L26 199H24V196L23 195H20L21 193H19V195H18V193H16L15 192V189H14V192H12L11 190H10V192L11 193H9V191H6L5 192V190H3L6 194L8 193V194H11V196H8V199L7 200H5L6 198H4V196H1L0 195V205H1V207L2 206H4L5 205V209L3 208V210H4V212H3V210H2V212H0L1 214V216L3 215L4 217L2 218V217H0V218H2V219H0V220H3V221H7V222H11L12 220H13V213H14V215L15 214H18V216L17 215H15V216H17V217H15V220H13V222L12 223H15V222H17V220H18V222L20 221V219L22 218V222L24 221L25 223H26V225H28L27 227H26V225L24 224V222L21 224V225H23V227L26 229V230H28V227L30 228V227H33V228H30V230H31V234L33 235V233L34 232H36V234H37V236L36 237H39V240L33 235L32 237H34V238H36L37 240V242L38 241H42V238L44 239V241H46V239L45 238H47V236H45L44 234L46 233V235H48V238L49 239H51L52 237V232H53V234H54V230H49L48 228H50V229H52L53 227H52V224H53V222L56 220V219H58V216H60V214H61V212L60 211H62L63 210V208H67V207H69V209H70V213H69V215L71 216H73V215H75L74 217H76V215H77V218H74V220H73V218H70L69 219V221H67L68 223H64V224H66V226L67 225H69V223L73 220L74 221V223H76L77 221H79V218H82L81 216L80 217H78L79 215H78V212H79V210H81V209H79V207H81V206H83L84 205V208L83 209H87L85 212H86V214H87V212H89L88 213V217L86 216V218H88L86 221L87 222H89V221H91L90 223H91V225L89 224V226L88 227H91V228H93V226H92V224L94 223V225H95V223H97L96 225H95V227H94V232H95V235H97V231H99V229L97 230V226L100 224L99 222H100V220H98V215H105V213H106V209H107V212H108V210H109V208H105V207H103V209H102V206H103V203L101 204L102 206L100 207L99 205L100 204H98L97 203V201L99 200V199H101V197L102 196H99V195H97V193H93V194H95V197H97L98 198V200H97V198L95 199V201H93L94 200V198H92L93 197V195H92V197L91 196H89V198L87 197V199H86V201H91V204H89L88 202H86V201H84L83 199V201L81 200V197H79V199H77V197L78 196H76V195H72V197L74 198V201L75 202H78L79 200L80 201H82L81 203H82V205L81 206H79L80 205V203H79V205H78V208H77V206H75V202H72V204L73 205H71V203L70 204H68V205H66L67 203H69L70 202V200L71 201H73V199H72V197H71V195H69V196H66V200H65V202H64V200H62L61 199V196H60V194H58L57 192H55V191H53L52 189L51 190H49L50 192H48V189L51 187L50 185L51 184H47V187H48V189H43V191H45V193H42L43 191H41L42 190V188H46V183L45 184H43V186L40 184ZM16 185V186H15ZM38 186V187H40L41 188V190L39 191L38 189H36V187H35V189H34V186ZM7 186L8 187H10V188H7ZM50 186V187H49ZM197 186V185H196ZM199 187V188H200ZM20 189V188H19ZM18 189V190H19ZM0 190V194H2L3 192ZM47 190V191H46ZM35 191V192H34ZM58 191H60V190H58ZM26 192H29L30 194L32 193V195H30V194H28V193H26ZM36 192H38V193H36ZM12 193H14V196L16 195V196H19V200H20V198H21V200L20 201H22V202H20V201H18V199H15V200H17V201H15V204H18L17 206L13 203V204H11V205H9L10 203H8V202H13L12 201V199L10 200L9 199V197L10 198H12ZM36 193V194H35ZM5 194V195H6ZM33 194H34V196H33ZM38 194H40V196L38 195ZM48 194H49V197H48ZM51 194V195H50ZM56 194V195H55ZM92 193H90V195H91ZM3 195V194H2ZM27 195L29 196L30 195V201H29V199H28V197H27ZM15 196V197H16ZM45 196H47L46 198H43V197H45ZM76 196V197H75ZM7 197V196H6ZM37 197H39V198H37ZM41 197V198H40ZM54 197H55V199H54ZM91 197V198H90ZM32 198L34 199V200H32ZM36 198H37V200H36ZM111 198V197H110ZM14 199V198H13ZM23 199V200H22ZM39 199H40V201H39ZM76 199L78 200V201H76ZM9 200V201H8ZM41 200H42V202H41ZM102 200V199H101ZM26 201H27V203H26ZM61 201V202H60ZM63 201V202H62ZM79 201V202H80ZM258 200H256V202H257ZM20 202V203H19ZM85 202L88 204L87 206H85ZM99 202V201H98ZM101 202V201H100ZM256 202L254 201V202H252V204L250 205V207L248 208H242V207H240L239 206V204L237 205V206H239L238 208H236V211H237V209H238V211L237 212H239V210H244L245 212H246V217H241V218H239V217H237V216H235L237 219H235V217H234V214L232 215H230V217H228V219H229V223L227 224V228L226 227H219L220 229L219 230H216V229H218L217 227H215V226H212V229H211V226H207V227H209V229L206 227V226H203V229H201V230H204V231H199L197 228H192V227H190V226H187V225H179L178 227H176V229L175 230H177V228H179L180 229V227H182V228H184V226H186L185 228H184V231H183V229L181 228L180 230H182L183 232H181L179 229V231L177 230L176 231V233L178 234V233H181L182 235H187L185 238H184V236H181V234L179 235V236H181L182 238H180V241L182 240L183 242H185V243H183V242H178V240H177V238L179 237L178 235H176V233H174V235H176L177 236V238H175V236L174 235H171V230H167V231H164V230H161V233L162 234H160V231H157V232H155V234H154V236L153 237H155V238H152V235H153V233L151 234V233H148V234H151V239H150V235L148 236L147 234L145 235V238H146V240L147 241H145L144 239H142V235H141V237H140V239H139V242H143V240L145 241L144 243H146L147 244V242H148V245L147 246H149V245H151L153 242L152 241H157L158 239L160 240L161 239V237H157L156 238V236H158V234L160 235V236H163L164 237V235H166V238L164 237L163 238V241H164V243H163V241L161 240V241H157V244L156 245H158L157 246V248L159 247V245H160V248H159V250H161V248L163 249V253L164 254H166V252H167V254H166V258H165V256H164V260L162 259V260H157L156 258V260H154V258H153V260L151 261V263H156V264H159V263H163V264H186V262H184V261H187V259H191L192 261V263L191 264H194V262L193 261H195L196 262V264L198 263V264H210V263H212V264H219V262H221V264H223L222 262H226V264H232L233 262L234 263H236V264H240V263H242V261H243V263L242 264H245V261H244V259L243 258H241V259H239V257L238 256H240V255H238V253H239V251H237V249L239 250V249H242V247H243V250H244V253H245V251H246V256H248V263H246V264H249L250 262H252L254 259L253 258H256V260H254L252 263L253 264H258V263H260V264H264V261H263V259H264V248H259V251H257L258 252V254L259 253H261V251L263 252V253H261V255H258L257 253H254V251L256 252V250L254 249V248H256L257 249V246H255L254 244L252 245V243L250 244V248L248 247L249 246V242H247V241H244L243 240V236H242V234L240 233V231H239V229L237 228V224L236 223H238L239 221H242L243 219V221H245V222H247L248 224L250 223V225H251V227L253 228V229H257L258 228V231L259 230H261V227H262V229H264V201H262V202H260L259 203V201L257 202V203H259V206L260 207H258V204H256ZM32 203H34V204H32ZM36 203H38V204H36ZM92 203L94 204V203H97V205L98 206H96V207H94V205H92ZM255 205H254V204ZM7 204V205H6ZM19 204H21V205H19ZM51 204H52V206H51ZM261 204V205H260ZM12 205L13 206H15V207H17L16 208V210L18 211L19 210V208L22 206V208H23V206H25L24 207V209L23 210H25L24 211V213L22 212L21 213V209L18 211V213L17 212H15V210H13V207H12ZM29 205H31V206H29ZM50 205V206H49ZM65 205V206H64ZM76 205H77V203H76ZM92 205V206H91ZM11 206V207H10ZM72 206H74V208L72 207ZM237 206H235V207H237ZM8 207H9V209L11 208V215H9L10 214V212H9V210H8ZM15 207H14V209H15ZM37 207H38V210H37ZM57 207V208H56ZM75 207H76V209H79L78 210V212H77V210L75 209ZM87 207V208H86ZM88 207H89V209L91 210H94L93 212L95 213L96 212V214H95V216H97V220L96 219H94V215H93V213H92V210L90 211H88ZM101 208V209H96V208ZM235 207H234V211H235ZM52 208V209H51ZM82 208V207H81ZM262 208V209H261ZM33 209V210H32ZM53 209H55V210H53ZM96 209V210H95ZM105 209V210H104ZM261 209V210H260ZM0 210V211H1ZM30 210V211H29ZM58 210V211H57ZM75 210H76V212H75ZM101 210L103 211V212H101ZM14 211V212H13ZM38 211V212H37ZM49 211V212H48ZM54 211V212H53ZM56 211V212H55ZM74 213H72V212ZM236 211L234 212V213H236ZM251 211V212H250ZM28 212V213H27ZM60 212V213H59ZM84 212V211H83ZM82 212V213H83ZM91 212V213H90ZM261 212V214H259ZM3 213V214H2ZM26 213V214H25ZM32 213H33V216H32ZM34 213H35V215H34ZM54 213V214H53ZM58 213H59V215H58ZM82 213H79L80 215H82L83 217H85V213L84 214H82ZM5 214V215H4ZM23 214V215H22ZM89 214L91 215H93V219L94 220H91V216H89ZM108 214V213H107ZM252 214H253V216L255 215V217L253 218V216H252ZM258 214H259V217L257 218V216H258ZM28 215V216H27ZM251 215V216H250ZM5 217H8L9 219L11 218V221H8V219H6ZM24 217V218H23ZM27 217V218H26ZM31 219H30V218ZM34 217L36 218V219H34ZM38 217V218H37ZM16 218H17V220H16ZM40 218V219H39ZM86 218H84V219H86ZM118 218H119V216H118ZM121 218V217H120ZM246 218H247V220H246ZM5 219V220H4ZM26 221H25V220ZM33 219V220H32ZM39 219V220H38ZM49 220V221H45V220ZM52 219V220H51ZM72 219V220H71ZM252 219H254V220H252ZM260 219V220H259ZM263 219V220H262ZM31 220V221H30ZM71 220V221H70ZM82 220V219H81ZM89 220V221H88ZM122 220V219H121ZM250 220H252L251 222H248V221H250ZM258 220V221H257ZM33 221V222H32ZM36 221V222H35ZM39 221H42V222H39ZM84 221V220H83ZM83 221H80V227H78V224L76 225L77 227L76 228H74L73 226H74V224L73 225H70V227L68 228V227H66V226H64V228H65V230L67 229V230H69L68 232L71 234V235H73L74 236V234H72V233H75V231L77 230V229H83V231L85 232V235L86 236H82L83 238L81 239V240H83V239H86L87 240V244H91V241L89 240L90 239V237H88L87 235H90V234H88V232L91 230L92 231V229L90 228V230H88L87 229V227H86V229H84L85 228V226L86 225H84V224H82V222ZM235 222V221H238V222H236V223H234V225H236V226H231V224H233L232 222ZM260 221H262V222H260ZM38 222H39V224L41 225V227L38 225V227L40 228V229H42L43 227V225H48V227H46V229H45V227H44V229L42 230V234L44 235H39L38 233V231H37V229L39 230V228H37V224H38ZM44 222L46 223V224H44ZM85 222V221H84ZM259 222V223H258ZM49 223V224H48ZM50 223H52V224H50ZM16 224V223H15ZM18 224V223H17ZM253 224H254V227H253ZM18 225H20V223L18 224ZM20 225V226H21ZM55 224H53V226H54ZM229 225V226H228ZM84 226V227H83ZM259 226V227H258ZM34 227L35 228H37V229H34ZM188 227V229H186ZM205 227V228H204ZM214 227V228H213ZM64 228H61V230H63V233H64ZM98 228H101L100 226H98ZM227 229V231L226 230H224V229ZM229 228H233L231 231L233 232L232 234L230 233L231 231H229ZM74 229V232H72V230ZM238 229V230H237ZM86 230H87V232H86ZM102 229H100V231H101ZM126 231L125 230V228H123L121 231ZM186 230V231H185ZM215 230V231H214ZM223 230H224V232H225V234H224V232H223ZM234 230V231H233ZM237 230V231H236ZM29 231V230H28ZM40 231V230H39ZM45 231H47V232H45ZM99 231V232H100ZM164 231V232H163ZM191 231V232H190ZM229 231V232H228ZM239 231V232H238ZM257 231V230H256ZM257 231V232H258ZM263 230H261L260 232H258V233H261V234H263L264 235V231L262 232ZM72 232V233H71ZM78 232L80 233V230H78ZM77 232V233H78ZM83 232V233H84ZM94 232H92V233H94ZM98 232V234L99 235H97L98 237H99V239H98V237H97V239H98V241L96 240V241H93L94 240V238H93V235H92V233H91V237L93 238V239H91L92 240V244L93 245H91V246H93V248H94V250H95V248H97L96 249V251H94L92 248H89V250L90 251H88V247H87V249H85V251H87L88 253H86L85 255L83 254V257H85L84 258V260L83 259H81V258H83L82 256H80V254L82 255V253H77V252H79L78 250L80 249H77L76 248V245L77 244H75V243H73V241L71 242V243H68L69 245H70V247H68L69 249H71V246H72V249H74V250H70L72 253H70V251L68 250V248H67V245L66 246H64L65 244H64V242L62 243V242H60L61 243V245H60V243H58V245H57V243H54V244H56V246H58L59 248H57L56 246V248L59 250V249H63V251L64 252H62V250L59 252V254H58V250L56 249L55 251V253L58 255V256H61V258L62 257H64V258H66V256H68V253L67 252H69V254H76L75 255V258H76V256L78 257V258H76V259H74V255H73V258H71V256L69 255V258L68 259H70V260H68L69 262H66L67 260V258L65 259L66 261V263L64 262V264H99V263H102L103 262V258H104V261L105 260H107V261H105L106 263H103V264H109L110 263V259H111V255H112V258H113V254H119V255H121V251L116 247V246H118L119 247V244L118 245H114V244H111V242L113 243V241L115 242V240L111 237V236H108V238L107 237H104L103 236V232L100 234ZM166 232H167V234H166ZM206 232V233H205ZM215 232V233H214ZM222 232H223V234H222ZM227 232H228V234H227ZM62 233V234H63ZM78 233V234H79ZM82 233V232H81ZM90 233V232H89ZM123 233V232H122ZM126 233V232H125ZM201 233H202V235H201ZM232 235V237H231V235ZM236 233V234H235ZM145 234V233H144ZM164 234V235H163ZM172 234H173V232H172ZM189 234V235H188ZM200 234V235H199ZM205 234V235H204ZM227 234V235H226ZM39 235V236H38ZM64 235V234H63ZM69 234H67L66 236H68ZM76 235V234H75ZM80 235H82V234H79V235H77L78 237H76V238H78V239H75V237L73 238V236H71L72 238H68L67 240H73V239H75L74 241H78V240H80L79 238H81V236ZM95 235H94V237H95ZM173 236L175 239H176V241L174 242V244L173 243H171L172 241H173V239H172V237L171 236ZM211 235V236H210ZM216 235V236H215ZM218 235H220V236H218ZM240 235V236H239ZM54 237H56L55 235H53ZM80 236V237H79ZM200 236V237H199ZM201 236H202V238H204V236L206 237V238H204V239H202L201 238ZM224 237V238H220V237ZM230 236V237H229ZM236 236V237H235ZM41 237V238H40ZM45 237V238H44ZM69 237H70V235H69ZM104 237V238H103ZM110 237V238H109ZM149 237V238H148ZM169 237H170V240H169ZM191 237V239H189ZM207 237H208V239L210 240V238H211V240L209 241L208 239H207ZM210 237V238H209ZM216 237V238H215ZM218 237V238H217ZM225 237H226V239H225ZM240 237H241V239H240ZM47 238V239H48ZM57 238V237H56ZM89 238V239H88ZM96 238V237H95ZM143 238H144V236H143ZM184 238V239H183ZM187 238V240H185ZM201 238V239H200ZM234 238V239H233ZM48 239V240H49ZM58 239V238H57ZM61 239H65V237H62ZM60 239V240H61ZM103 239H104V241H103ZM153 239H155V240H153ZM157 239V240H156ZM164 239H166V240H164ZM179 239V238H178ZM207 239V240H206ZM47 240V242H49V243H46L45 242V244H44V241H42L43 242V245H45V246H48V244H52L53 242H57V240L56 241H53L52 243L50 242V241H48ZM78 241L79 242V244L78 245H82V244H80V242H83V241H86V240H83V241ZM107 240H110L109 242L107 241ZM133 239H127L126 241H128V243H132L131 241H132ZM149 240V241H148ZM218 240V242H220L221 244H226V246H228L227 247V251H225V250H222L219 246H217V243H213V241H217ZM227 240V241H226ZM231 240V242H229V241ZM52 241V240H51ZM65 241V240H64ZM107 241V242H106ZM166 241V242H165ZM170 241V243L168 244V242ZM203 243H202V242ZM244 241V243L246 244H244V243H242ZM42 242H41V244H42ZM117 242V241H116ZM115 242V243H116ZM154 242V243H155ZM176 242H178V243H181V244H178V243H176ZM209 242H212L213 244H211L210 243V245H209ZM234 242H235V244H234ZM238 242V243H237ZM65 243H67L66 241H65ZM85 242H83V244H84ZM128 243H127V245H128ZM153 243V244H154ZM182 243L184 244V245H189V244H187V243H192L193 245H194V248L192 247V249L190 248V250L189 249H186V251H185V247L183 248V245H182ZM202 243V244H201ZM206 243V244H205ZM54 244H52V247L54 248ZM64 244V245H63ZM71 244H73V245H71ZM75 244V245H74ZM86 244V245H87ZM99 244V245H98ZM133 245H134V242L132 243ZM131 244V246H133ZM137 244V243H136ZM151 245V246H149V247H156V246H154V245ZM172 244H173V246H172ZM181 245L182 246V250H184V252L181 250H179V252H183L182 254H181V257H180V261L183 259V255H185L186 254V256H184L185 257V259H183V261H181V262H184V263H179V259L177 260L176 259V256L178 255V250H177V254H176V248L175 247H178V246H174V245ZM233 244H234V247L232 248L231 246H233ZM49 245V246H50ZM68 245V246H69ZM98 245V246H97ZM106 245H108V247L110 248V247H112V249L110 248V252H112V254L111 253H108V256H110L109 258L110 259H108V256H107V258H105V257H103V256H106L107 255V253H103V252H105L106 250H108V251H106V252H109V248L106 246ZM110 245V246H109ZM168 245H171V247L173 248H175L174 250L173 249H171V247L169 246V248H168ZM193 245H191V246H193ZM202 245H203V247H202ZM209 245V246H208ZM231 245V246H230ZM244 245V246H243ZM60 246H62V247H60ZM73 246H74V248H73ZM90 246V247H91ZM96 246V247H95ZM102 246V247H101ZM137 246H138V244H137ZM162 246V247H161ZM165 246V247H164ZM181 246H179V248L178 249H180V247ZM190 245L188 246V248L189 247H191ZM207 246V247H206ZM217 246V247H216ZM229 246H230V248L231 249H229ZM254 246V247H253ZM80 247V246H79ZM82 247L83 246H81V249H82ZM113 247H115V248H113ZM149 247H145L147 250L146 251H148V249H149ZM165 249H164V248ZM209 247V248H208ZM215 247V248H214ZM219 247V248H218ZM238 247V248H237ZM48 248H51V246L50 247H48ZM84 248V247H83ZM85 248H86V246H85ZM117 248V249H116ZM157 248H155V252H156V249ZM168 248V249H167ZM237 248V249H236ZM246 248H249V251H248V249L247 250H245ZM252 248V249H251ZM67 249V250H66ZM167 249V250H166ZM172 250V252L171 251H169V250ZM236 250V252H237V254H236V252L234 253V250ZM250 249H251V251H250ZM53 250V249H52ZM112 250V251H111ZM120 251V253H119V251ZM149 250H151V251H154V249H149ZM194 250H195V252L197 253H195V254H193V255H191L192 257L190 258L189 256H190V254H192V252H194ZM219 250H221V251H219ZM231 250H232V252H233V254H236L235 255V257H233L232 255L233 254H231ZM258 250V249H257ZM91 251H92V253H91ZM94 251V252H93ZM116 251H117V253H116ZM150 251V252H151ZM188 251H189V253H188ZM190 251H192V252H190ZM210 251V252H209ZM212 251V252H211ZM217 251V252H216ZM224 251H225V253H224ZM253 251V252H252ZM96 252V253H95ZM98 252H100V253H98ZM149 252V254H152V253H150ZM157 252H159L158 251V249H157ZM161 252V251H160ZM161 252V253H162ZM186 252V253H185ZM208 252V253H207ZM218 252L219 253H221V255L222 256H220V254L219 255H217L218 254ZM229 254H228V253ZM247 252H249V254L247 253ZM252 254H251V253ZM65 253H67V255L65 256V254L63 255V254ZM85 253V252H84ZM175 253V255H172V254H174ZM87 254H90V255H87ZM103 254H106V255H103ZM179 254V255H180ZM189 254V255H188ZM231 254V255H230ZM250 254H251V256H250ZM253 254H255V255H253ZM259 256V258H258V256ZM63 255V256H62ZM178 255V256H179ZM211 255V256H210ZM215 255H216V258H215ZM226 255V257H223V256H225ZM231 256L230 258H229V256ZM254 257H253V256ZM88 256H90V257H88ZM100 257V259H97L96 261L94 260V259H96V257ZM150 256V255H149ZM177 256V257H178ZM198 256V257H197ZM207 256H209V257H207ZM213 256V257H212ZM237 256V257H236ZM257 256V257H256ZM134 257H136V256H134ZM138 257V256H137ZM148 257V256H147ZM146 257V258H147ZM152 257V256H151ZM174 257H175V259L177 260H174ZM187 257V258H186ZM203 257V258H202ZM222 257L223 258H225V259H223L224 261H220V259H222ZM233 257V258H232ZM251 257H253V258H251ZM94 258V259H93ZM131 258V257H130ZM140 258H142V257H140ZM168 258V259H167ZM217 258H219L218 260H216ZM237 258V259H236ZM250 258V259H249ZM258 258V259H257ZM261 258V260H259ZM63 259V258H62ZM88 259H89V261H88ZM114 259H116V258H114ZM152 259V258H151ZM165 259H166V261H165ZM226 259H230L229 260V263H228V261L226 260ZM238 259L241 261L242 259V261L240 262V261H238ZM253 259V260H252ZM76 260V261H75ZM118 262L120 261L119 260V258L117 257V259H116ZM188 260V261H189ZM206 260V261H205ZM237 262H236V261ZM252 260V261H251ZM64 261V260H63ZM83 261V262H82ZM100 261V262H99ZM102 261V262H101ZM111 261H114L115 262V264H117L118 262L117 261H115V260H113V259H111ZM172 261L173 262H175V263H172ZM199 261V262H198ZM212 261V262H211ZM216 261H218V262H216ZM232 263H231V262ZM257 261V262H256ZM114 262H113V264H114ZM158 262V263H157ZM165 262V263H164ZM187 263H189L190 264V261L189 262H187ZM110 264H112V262L110 263ZM225 264V263H224Z\"/></svg>","mask_w":264,"mask_h":264}]
</instances>
